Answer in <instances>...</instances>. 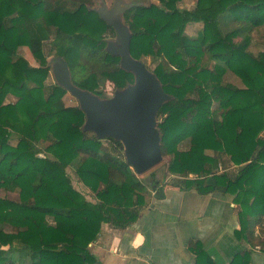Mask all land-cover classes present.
<instances>
[{
	"label": "trees",
	"instance_id": "trees-1",
	"mask_svg": "<svg viewBox=\"0 0 264 264\" xmlns=\"http://www.w3.org/2000/svg\"><path fill=\"white\" fill-rule=\"evenodd\" d=\"M96 1L0 0V190L18 193V201L0 196V264H101L88 247L101 225L125 229L145 206L146 186L124 161L122 142L106 136L113 146L104 148L84 129L85 105L63 102L69 86L100 95L101 81L116 91L135 83L108 48L120 26L129 59H158L152 73L166 99L156 130L167 172L194 175L176 184L198 194H235L239 235L261 244L252 232L264 215V51L247 49L264 26V0H197L190 10L177 6L181 0H112L105 12ZM191 23H202L195 37L185 33ZM23 46L37 67L18 55ZM53 61L66 69L69 86L45 84ZM227 71L242 88L224 82ZM8 95L16 101L5 103ZM41 141L49 142L44 153ZM222 157L242 167L216 174ZM70 165L96 203L72 186ZM189 248L194 264H213L198 242Z\"/></svg>",
	"mask_w": 264,
	"mask_h": 264
},
{
	"label": "crops",
	"instance_id": "crops-1",
	"mask_svg": "<svg viewBox=\"0 0 264 264\" xmlns=\"http://www.w3.org/2000/svg\"><path fill=\"white\" fill-rule=\"evenodd\" d=\"M260 136L264 139V130ZM241 167L222 157L214 171L234 175ZM175 176H157L155 189L145 176L146 204L133 225L125 229L101 225L89 245L101 264H194L189 247L196 242L213 264H232L237 256H243V264H264V215L252 232L253 242L262 243H250L239 235L241 206L235 194L218 190L198 194L193 187L176 184ZM207 182L214 183L211 177Z\"/></svg>",
	"mask_w": 264,
	"mask_h": 264
},
{
	"label": "water",
	"instance_id": "water-1",
	"mask_svg": "<svg viewBox=\"0 0 264 264\" xmlns=\"http://www.w3.org/2000/svg\"><path fill=\"white\" fill-rule=\"evenodd\" d=\"M116 31L120 48H108L120 54L123 68L135 73V83L121 90L133 91L132 93L120 97L119 91L112 99L101 102L88 92L70 87L67 75L61 85L69 86V92L85 105L87 127L100 135L110 136L122 142L125 161L134 174L140 176L162 160L156 118L166 96L160 87L157 94L152 86L147 85L144 66L128 57L125 30L120 26ZM57 62L64 70L59 61Z\"/></svg>",
	"mask_w": 264,
	"mask_h": 264
},
{
	"label": "rangeland",
	"instance_id": "rangeland-1",
	"mask_svg": "<svg viewBox=\"0 0 264 264\" xmlns=\"http://www.w3.org/2000/svg\"><path fill=\"white\" fill-rule=\"evenodd\" d=\"M196 1L197 0H181L180 2L177 3V6L180 9L190 10V9H193L195 7ZM96 4H97L96 7L100 12H105L106 9L110 8V6L112 5V0H97ZM201 28H202V23H191V24H188L186 26L185 33L189 37H195L197 35V32ZM116 34L117 33H115L114 36L108 38L109 39L108 40V47L109 48H112V49L113 48L114 49L120 48L119 41L117 39ZM238 41H239V38H236L235 42H238ZM48 49H49L48 45H45V47H44L45 54L47 55L48 58H51L52 54L49 52ZM247 50L249 52H251L253 55H256L258 52L264 51V26L259 28L257 31L253 32L252 37H251V42H250V45H249ZM17 53L19 56H22L30 64V66H33V67L38 66L37 61L33 58L32 54L30 53V51L27 47H25V46L20 47L18 49ZM140 62L144 66V73L146 75L147 85L152 86L154 92L159 94V86L157 84L156 79L154 78V76L152 74L154 68L156 67V65L158 63V59L152 58V57H144V58H142V60ZM66 75H67L66 70L65 69L63 70L62 68H60L57 61H53L52 68L50 69V71L48 73L45 84H47V85H53V84L61 85V82L65 80ZM223 79H224V82H226V83H231V84H233L239 88L243 87L239 78L230 71H227L225 73ZM98 92H100V95H94L93 97L96 98L97 100L103 102V101H107V100L115 97L116 93L119 91L114 90L113 85L110 82L101 81L100 86L98 88ZM132 92L133 91H130V92L121 91L120 97L125 95V94H130ZM15 101H16V98L13 97L12 95H8L5 99V103H10V102L14 103ZM63 102H64V105L67 107L78 106V100L70 92H66V94L63 97ZM84 128L86 129V133L88 136H91V135L100 136L102 139L101 143H102V146H104V148L110 149L111 146H113L111 144V142L107 139L106 136L98 134L97 132H95L93 129L87 127L86 125ZM10 142H11V144L16 143V141L14 139H12ZM48 145H49V142L41 141L38 144L37 148H39L44 153V150ZM179 146H180V149H185L188 146V144L182 143ZM113 155L116 156L117 152H114ZM122 157L125 161L124 149H122ZM168 160H169V157L165 156L164 158H162V160L158 164H156L154 167H152L151 169L146 171L144 174L140 175L138 178H140L144 182L145 176H149L150 178H153V179L157 178V176H159V177H163L164 175L169 176V173L167 172ZM66 172H67V174L71 180L72 186L77 191H79L86 198V200H88L92 203H96L97 199H96L95 193L80 181V179L78 178V176L75 173L74 165L68 166L66 168ZM192 176H194V175H192ZM144 192H145V190H144ZM0 196L5 197V198L12 200V201H18V193L16 191L0 190ZM23 264H28V261L25 260L23 262Z\"/></svg>",
	"mask_w": 264,
	"mask_h": 264
},
{
	"label": "built area",
	"instance_id": "built-area-1",
	"mask_svg": "<svg viewBox=\"0 0 264 264\" xmlns=\"http://www.w3.org/2000/svg\"><path fill=\"white\" fill-rule=\"evenodd\" d=\"M218 171H222L220 167L218 168ZM137 177H138V176H137ZM193 178H195V176L188 175V177L175 176L174 179H176V180H184V179H193Z\"/></svg>",
	"mask_w": 264,
	"mask_h": 264
}]
</instances>
